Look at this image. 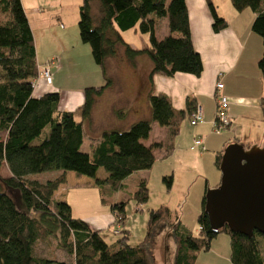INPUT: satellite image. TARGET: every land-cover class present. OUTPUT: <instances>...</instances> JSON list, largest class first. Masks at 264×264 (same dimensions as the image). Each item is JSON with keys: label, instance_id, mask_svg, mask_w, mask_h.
<instances>
[{"label": "trees", "instance_id": "16d2710c", "mask_svg": "<svg viewBox=\"0 0 264 264\" xmlns=\"http://www.w3.org/2000/svg\"><path fill=\"white\" fill-rule=\"evenodd\" d=\"M96 1L94 18L93 0H81L77 26L80 42L89 47L104 85L85 89L84 103L74 112H60L58 93L34 96L32 83L38 76V65L20 0H0V132L6 133L5 140L0 141V171L5 164L9 173L7 178L0 175V264H154V241L164 231L176 245L174 264H196V254L208 251L221 233L230 239L231 264H264L259 241L264 242V235L253 232L245 237L226 227L213 231L204 212V199L197 217V236L181 224L175 212L160 207L148 213L142 241L131 246L124 231L113 232L119 238L106 244L99 233L72 217L64 200L53 198L69 173L89 180L101 197L102 190H120L134 173L152 167L155 150L163 149L165 157L171 155L180 124L195 109L187 102L185 110L176 111L165 96L150 95L151 121H138L124 132H105L89 153L81 151L83 124L89 121L95 100L112 85L106 68L108 59L117 58L121 52L128 63L146 56L152 63L150 77L186 74L198 78L203 71L201 58L192 45L186 0ZM230 2L236 12L249 10L254 15L251 32L262 41L258 69L264 80V0ZM206 4L212 32L226 29V21L218 16L211 1L206 0ZM164 19L168 34L158 40L156 30ZM131 30L147 35L149 45L139 50L127 45L120 33ZM151 123L168 129L164 144H142L149 138ZM220 157L215 160L217 169ZM99 169L105 172L100 178ZM46 174L55 177L42 179ZM163 182L170 188L171 178ZM129 198L109 203L118 226L126 222L129 201L136 206L147 203L146 181H140ZM50 239L72 258L71 262L37 255L36 246Z\"/></svg>", "mask_w": 264, "mask_h": 264}, {"label": "crops", "instance_id": "0c3cea01", "mask_svg": "<svg viewBox=\"0 0 264 264\" xmlns=\"http://www.w3.org/2000/svg\"><path fill=\"white\" fill-rule=\"evenodd\" d=\"M210 1L218 16L227 23L226 29L217 34L211 30L212 20L206 0H186L192 45L203 65L200 77L195 78L186 74H176L171 78L160 75L150 77L152 63L146 56H139L134 62L128 63L121 52L117 58L106 61L107 73L112 80V85L95 100L90 119L88 123L83 124V140L88 128L92 131L93 138L88 153L103 133L124 132L138 121H151L150 95L165 96L176 111L185 110L187 102H191L194 108H200L203 123L194 127L192 140L199 138L203 141L205 150L209 148L211 154L215 155L212 157V167H215L216 157L221 156L230 144H239L245 150L252 147L264 148V80L258 69L263 46L261 39L251 32L254 15L249 10L236 12L230 0ZM20 3L32 34L36 63L38 66L49 65L47 67L52 76L51 85L46 86L41 82L34 96L40 97L51 91L56 92L60 95L58 110L74 112L84 103L85 89L104 85L102 74L93 64L91 54L88 55L89 61L86 60L88 63L85 66L86 69L81 68L82 65L73 57L74 50L84 53L86 58L88 51L87 46L80 42L77 26L81 0H20ZM164 27L165 30L161 37L157 38L158 40L168 34L166 26ZM74 81L75 86L70 83ZM131 81L135 84L133 88ZM217 82L222 84V94L228 98L230 105V125L226 129V136L212 132L215 114L214 92ZM136 89L142 90L144 103L143 106L141 104L142 111H140L141 106L138 103ZM189 117L185 119L189 121ZM157 126L156 123H151L149 138L142 142L144 146L149 147L152 144L166 142L167 128L158 126L156 138L151 136ZM178 136L173 141V151L170 156L165 157L163 149L155 151L159 153V159L169 161L175 156L179 151L178 146H174ZM5 137L6 133L0 132V141L3 142ZM203 155L199 153V157L202 158ZM3 167L0 175L7 178L9 173L4 167L7 172L3 174ZM146 172L137 173H141L145 178ZM178 174L186 177L192 173L181 170ZM54 175L51 177L54 178ZM69 175L67 174L66 183L59 186L54 193V199L63 200L62 189L67 185ZM133 175L128 179H131ZM125 181L122 186L125 185ZM219 183L218 179L212 189ZM82 184L92 188L90 181ZM203 186L204 189L200 188V196L208 190V180ZM132 193L130 192L129 196ZM183 214L185 213L183 212L181 216L177 214L181 224ZM80 220L86 223L92 232H97L100 236L112 228H115L114 231L117 233L122 232V226L115 224V218L110 211L97 218L94 226L89 225L86 219L80 218ZM124 232L129 238V233ZM261 245L260 249L264 250V242ZM262 250H260L261 255Z\"/></svg>", "mask_w": 264, "mask_h": 264}, {"label": "rangeland", "instance_id": "374dc122", "mask_svg": "<svg viewBox=\"0 0 264 264\" xmlns=\"http://www.w3.org/2000/svg\"><path fill=\"white\" fill-rule=\"evenodd\" d=\"M92 16H97L98 5L97 1L93 0L91 4ZM166 20H161L157 30L156 38H160L165 30ZM123 41L130 47L141 49L149 45L147 35H142L135 31H126L120 33ZM87 58L84 53L79 51H73V57L82 65L81 68L86 69V62L89 61L88 55L90 56V49L87 46ZM90 58V57H89ZM94 64V63H93ZM49 66V65H41ZM53 73V72H52ZM58 75V74H57ZM111 76V75H110ZM112 77V76H111ZM62 81L64 79L60 78ZM132 79V78H131ZM80 80V79H79ZM133 80V79H132ZM135 82V80H133ZM131 81L132 88L135 87L134 82ZM59 82V80H58ZM73 86L76 82H70ZM137 90V89H136ZM139 105L143 106V95L142 90L139 89L136 92ZM135 94V95H136ZM142 106L140 111H142ZM88 123V122H87ZM194 127L189 125L188 119H185L180 124V133L178 139L175 140L174 146H178V152L175 156L167 161L158 158L159 153L153 152L155 162L152 167L145 173V178L142 177L141 173L133 175L131 179L125 181V185L118 191H109V189L102 190L103 197L99 189L92 187L88 188L85 186L86 178H76L73 174L69 173L68 183L63 186L62 199L69 205L71 209V215L75 219H86L89 225H95V220L101 215L109 212V203L114 201H123L130 196L140 181H146L148 189V201L140 208L136 207L134 201H129L125 207L126 222L122 227V231L129 233L128 244L133 246L140 243L145 235L146 223L148 219V213L152 210H156L160 207H166L170 211L182 216L183 226L192 233L193 236L198 234L197 217L201 212V202L204 194L200 196V188L204 189V183L208 180V190L212 189L215 181L220 180V172L217 168L212 167L213 156L211 150L206 148L203 157H199L198 150H190L193 144L192 133ZM158 126L155 127L154 134L152 137L156 138V131ZM49 132V128L45 129V133ZM220 135L226 136L227 130L219 132ZM92 131L88 128L86 136H84L83 145L81 151L88 153L89 145L91 144ZM5 167V166H4ZM3 167V174L7 171ZM181 170L192 173L184 177L182 174H178ZM48 175V174H46ZM41 177L42 179L50 178L51 175ZM105 175L104 170L99 169L97 172L98 178ZM164 178H171V186L167 187ZM144 179V180H143ZM198 180V181H196ZM214 189V188H213ZM190 191V192H189ZM189 194V195H188ZM188 195V197H187ZM187 197V198H186ZM102 199L105 203H102ZM130 199V198H129ZM139 210V211H137ZM115 228L110 229L102 233V239L106 244L114 243L119 236L113 234ZM262 239H259L260 243ZM154 247L152 250V257L154 264H174L176 245L173 239L162 232L155 238ZM263 246V245H261ZM262 250V248L260 249ZM263 258H264V250ZM36 253L38 256H44L47 258L55 259L58 261L71 262L67 254L61 251L56 242L50 239L47 244H39L36 246ZM230 239L226 234H219L211 242L208 251H200L196 254V264H231L230 261Z\"/></svg>", "mask_w": 264, "mask_h": 264}, {"label": "water", "instance_id": "95a60500", "mask_svg": "<svg viewBox=\"0 0 264 264\" xmlns=\"http://www.w3.org/2000/svg\"><path fill=\"white\" fill-rule=\"evenodd\" d=\"M220 183L204 194V212L210 228L231 233L264 235V148L245 150L228 145L221 154Z\"/></svg>", "mask_w": 264, "mask_h": 264}, {"label": "built area", "instance_id": "2783aa9c", "mask_svg": "<svg viewBox=\"0 0 264 264\" xmlns=\"http://www.w3.org/2000/svg\"><path fill=\"white\" fill-rule=\"evenodd\" d=\"M43 82L46 86H50L52 83V76L47 66H38V76L33 81L32 87L36 91ZM223 86L220 82L216 83L214 100H215V114L212 123V132L215 134H220L226 130L230 125L229 118V100L222 94ZM203 123L202 112L200 108H195L189 117V125L195 127ZM190 150H198L200 154L204 153L205 147L202 140H194ZM116 234L117 232L114 231Z\"/></svg>", "mask_w": 264, "mask_h": 264}]
</instances>
